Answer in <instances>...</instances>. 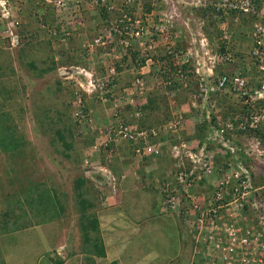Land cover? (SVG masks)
I'll list each match as a JSON object with an SVG mask.
<instances>
[{"label":"built area","instance_id":"1","mask_svg":"<svg viewBox=\"0 0 264 264\" xmlns=\"http://www.w3.org/2000/svg\"><path fill=\"white\" fill-rule=\"evenodd\" d=\"M29 1L0 3V48L21 47L18 14ZM40 2L55 9L59 32L53 36L62 38L85 28L88 15L100 13L93 21L94 35L82 43L81 65L62 69L80 108H85L81 100L86 97L113 104L92 153L126 142L136 160L158 162L166 135L179 136L170 146L175 172L161 190L165 206L189 230L193 248L187 264H264V0ZM242 18L250 21L249 58L231 49V23L240 24ZM208 19L222 37L209 34ZM155 67L163 68L162 76L154 78L163 80L170 115L161 126L150 127L145 108L153 85L147 76ZM252 77L260 88H252ZM185 96L193 109L188 120L181 110ZM228 96L239 99L242 107L221 115L216 98ZM129 107L132 113L127 114ZM73 115L86 122L84 110ZM194 122L207 126L198 143L181 136ZM83 168L108 191L115 192L126 179L91 159Z\"/></svg>","mask_w":264,"mask_h":264},{"label":"rangeland","instance_id":"2","mask_svg":"<svg viewBox=\"0 0 264 264\" xmlns=\"http://www.w3.org/2000/svg\"><path fill=\"white\" fill-rule=\"evenodd\" d=\"M44 4L46 5V3ZM196 20L201 21L202 18H196ZM212 24V31L209 32V34L211 36L213 35L216 39L222 37L223 34L218 30L215 22ZM249 27L250 25L245 23H231L230 26L233 31L231 40L233 48L231 47V49L237 56H242V58H249L248 51L251 43L248 34L250 32ZM32 34L33 33H31V39L26 38L28 40L21 41L22 52L20 55L24 52L22 56L26 57L28 52L35 53L37 49H41L38 53L39 59L37 57V62H33L32 65L25 64V67L22 68V73L28 74L31 78L35 76V79L42 77L45 79L41 80V85H37V82L32 79L34 81L31 82L30 88L29 86H25V88L21 90L23 93L22 98L21 95H19L20 91H17L18 86H16L15 83L8 85L9 87L7 88L6 94H3V91L0 90V264H7L6 262H8V264H12L13 262H15V264H23V262L33 264L34 261H36L34 263L36 264L37 260H35V257L42 252L46 245L48 246L49 251H45L44 253L45 258L43 264L55 262L57 259L51 252V250H53V245L51 244L56 241L58 238L57 232L61 230L56 229V226L69 231V234L74 232V230H78L80 235L79 239L83 240V238L85 239L87 236L91 235L93 238H87V240L89 239V241L92 242L97 240L95 238L96 235L92 232H87V228L88 230L92 228L93 217H95L97 211L101 209V205L106 202L105 199L103 201L102 195L108 191V189L105 190L100 187L98 183L93 182L92 184L88 180H86L84 184H81V186L77 185V183L79 184L81 176V174L79 175L78 170L82 167V160L86 157L90 158V155H93L92 148L94 144H92L90 138L87 139V136L90 134L95 137L98 136V129L102 126L100 125V117L98 114L96 115L93 113L94 110H91L92 114H85L87 115L86 124H78L72 114L69 119L65 120L70 121L69 126H72V123H74L73 134L77 149L71 150L72 158L70 160L63 154L65 148L63 147L64 145L62 142L50 143V137H43L39 134V131H37L40 127V118L43 117L40 113L42 111H47L50 108L49 105H53L54 101H56L53 96H56L57 87L55 86L56 91L52 94L54 89L53 81L55 80L51 75H48V71L52 62L51 55L52 57L54 55V47H51L52 45H50V38L49 36L45 37L42 36V34H38V36L35 35V38L33 39ZM42 37L45 39V42H43L44 39ZM21 47L16 49L17 53H19ZM217 52H224V50H218ZM217 52L215 51V53ZM90 57H88V59H90ZM91 58L95 60L94 57ZM70 59L71 58H69V61ZM19 67L21 68V66H17L20 72ZM91 67L92 66H90L89 69H91ZM232 68H234V66ZM217 70L218 68L215 69V72ZM3 72L4 73L1 74L4 76L3 78H6L8 73L5 71ZM42 73L46 74V77L43 76ZM126 80L127 79H125L124 82ZM1 81L2 79L0 80V89L4 88L1 85ZM160 81L162 82L163 80L161 79ZM67 82L68 81H66V84L64 85V92H62L63 94L60 96L61 99L65 100V103L66 101L71 100L70 94L72 91L70 83L68 84ZM250 85L252 88L261 87L260 83H255L254 77H252V84ZM26 87H28L29 90L26 89ZM33 89H36L37 91ZM159 91L157 92V96H159ZM28 92H30V95ZM41 92L46 94H42ZM148 95H150L148 102L153 105L148 108V112L150 113V111H153L151 119L154 121L159 119V117H162L158 123L156 122V125L161 126L165 121L163 114H165L164 111L168 107V104L164 103L165 99L163 98L159 100L157 97L154 98L155 96L152 95L151 92ZM24 99H27V101H24ZM95 100L97 102H93L94 108L95 106H100L103 111L110 116L113 104L108 103L102 105L98 99ZM216 100L220 103L219 113L221 115L229 113L234 107H242L239 99L234 98L233 96L221 99L217 97ZM157 105L159 109H151ZM148 121L150 120L148 119ZM107 122L108 119L105 118L104 123L107 124ZM75 124H77V126H75ZM202 126V124H195L196 128H189L188 131H184L181 135L182 138L197 143L204 140L206 130L202 131ZM8 127H12L16 131L17 138L8 134L10 133ZM174 135L175 134H173V137L168 136V134L166 135L165 141L168 143L164 147V157L161 158L158 163L153 162V171L147 172L151 173L148 174V176H152V174L155 176L152 180L148 179V183L149 185L153 183V188H155V191L159 192L160 195H162L161 186L165 182L164 176L167 177L166 180H170L175 172V163L173 159L174 152L170 150L171 145L177 144ZM201 135L204 136L202 139L199 138ZM20 136L25 143L13 153V151L8 148V144L11 140L16 143V140H20ZM195 136L198 137L196 138ZM21 143H19V141L17 142V144ZM89 143L90 145L92 144V147L90 149L85 148ZM111 147L112 146H109L107 148V152L102 149L101 156L98 159H94L93 164L97 165L99 168L102 167L109 169V167H111L112 172L116 171L113 167L114 165L121 166L122 169L124 167L126 172L130 171L132 174H134L135 169L151 170L149 167H146L147 163H143V165H145L144 168L141 166V162L134 157L133 160H130V164L135 163V161H137L138 164L133 165L132 167L131 165L126 166L128 162L123 161V158V165H119L118 157L113 155L116 150L111 149ZM163 167H165V171L167 170L166 174L163 172ZM123 175H125V173ZM125 181L126 179L121 183L123 186L122 188L128 189V184L126 183H128L129 180ZM109 191L110 193L112 192L111 189ZM135 198L140 200L143 199L146 200L147 203H151L149 202V197L145 194L138 193ZM140 212L141 214H146L148 208H143ZM49 214L52 215L51 217H55L51 220L55 219L54 221L56 222L53 228L51 227L50 229V237L43 236L42 233L38 235L31 232L13 237L6 236V238H4L6 234H13L17 232V230L25 228L27 222L40 223L42 225L51 221L49 220ZM171 216H167V218L172 219ZM59 217H61L60 221ZM89 222L90 225H88ZM24 236L29 237V239L26 240H31L26 241L23 238ZM42 240L47 242H43ZM4 244L5 247L2 249ZM9 249L17 253V255H11V253L6 254L5 251H8ZM68 252L69 251H67L66 248L62 254L66 255ZM73 253L76 254L78 251ZM17 257L19 258V262H17Z\"/></svg>","mask_w":264,"mask_h":264},{"label":"crops","instance_id":"3","mask_svg":"<svg viewBox=\"0 0 264 264\" xmlns=\"http://www.w3.org/2000/svg\"><path fill=\"white\" fill-rule=\"evenodd\" d=\"M18 15L23 21V25L20 31L22 40H28L26 38L31 39V33H33V39L35 38V35L38 36V34H42L43 36V34L46 33L45 30L48 28L45 25L47 24V21L44 18L46 16V12L42 8H36L34 1L30 0L27 4H24ZM97 18H99L97 15H88L86 27L80 30H73L72 34L68 37L59 38L57 36V39L54 37H50V45H52L51 47H54V55L53 57L51 55L52 62L48 71L49 74H47L51 75V77H53V79L55 80L53 81L55 90L53 89L52 94H54L56 91L55 86L57 87L56 96H53V98L55 100L58 99L57 101H60V96H62V92H64V85L66 84V81H68L67 83H70L72 91L70 94L71 100L66 101V104L68 108H70L71 113H74L79 109L80 99H78L76 95L72 82L63 76L62 69L81 65V55L79 56V54L82 50V43L83 41L91 38L94 35V32L92 30L94 24L93 21L97 20ZM43 42H45V39L43 40ZM40 50L41 49H37V51H35L36 54L28 52L27 56L24 57L22 56L24 52L20 55V53L22 52V47L19 53H17L16 50L13 51L0 48V80L2 79L1 85L4 87L0 90L3 91V94H6L7 88L9 87L8 85H12V83H15V85L18 86L17 91H20L19 95H21V98L23 96L21 90H23L25 86H29L30 88L32 81L35 80L37 82V85H41L40 82L41 80L45 79L44 77L35 79V76L31 78L28 74L22 73V68L25 67V64L32 65L33 62H37V57ZM69 58H71L70 61ZM18 65L21 66V68L19 67L20 72L17 68ZM224 69L225 71H227L228 68L224 67ZM3 71L8 73L6 75V78H3L4 76L1 74L4 73ZM43 73L42 75L46 77V74ZM125 75H123V77ZM119 83L123 85V83L125 82L122 80ZM26 89H28V87H26ZM28 93L30 95V92ZM41 93L46 94L43 92ZM150 95H148V98ZM152 95H155L154 98L157 97V93H153ZM159 97L164 98L163 90L159 91ZM87 100L89 99H86V103ZM24 101H27V99H24ZM184 102L186 103L185 105L190 106L186 100H184ZM90 108H93V113L99 115V120H101L100 125H102L100 127H103V124H106L104 123L105 118L109 119L108 114L103 111L100 106H95L94 108L93 105L90 106ZM184 108L185 107H183L182 105L181 110L183 111ZM236 109H238V107H234L230 111ZM187 114L190 116L193 114V111L188 112ZM195 124L197 123L194 122L193 126H191L190 128L195 129ZM113 145L116 147V144ZM132 153L130 151L126 155L119 156L118 164L120 163L119 165H123V161L128 162L126 166L131 165L132 167L133 165L138 164L137 161L130 164V160L134 159ZM129 155L130 157H128ZM159 161L160 160H158V162ZM153 162V160L145 161V163H147L146 167H149L151 170L135 169L134 174H132V172L130 171L126 172L124 170V167L122 169L121 166L119 167L114 165L113 167L116 169V172L118 174H127L126 181L129 180V182L126 184H128V189L122 188L123 186L120 185L115 190V192L112 191L110 193V191H106L102 195L103 201L105 199L106 202H102L103 204L101 205V209L97 211L95 217H93V222L91 221L92 228L89 230L87 228V232L89 231L96 235L95 238L97 240H95L94 242H87V238H93V236L89 235L87 236V238H83L82 240L79 239L80 235L78 230H74V232L69 234V231L64 230L61 227L58 228L56 226V229L61 230L58 232L56 231L58 234V238L53 244H51L53 245V250H51V252L53 256L59 258V262L56 261L47 264L190 263L193 248L191 236L186 233L183 224L178 219L172 216V219L167 218L168 212L166 210H168V208L164 204L163 195H160L159 192L155 191V188H153V183L151 185H149L148 183V179L152 180V178L155 177L153 176V174V177L151 175L148 176V174L151 173H147L153 171ZM141 166L145 168V165H143V163H141ZM78 172L79 175L81 174V178L82 170L79 169ZM163 172L164 174L167 173V170L165 171V167H163ZM164 178L165 180L167 179V177L165 176ZM138 193L147 195L149 197V202L151 203H147V201L143 199H141L143 200L141 201L140 199L135 198ZM143 208H148V212L146 214H141L140 211ZM54 220L48 221L42 225L40 223L38 224L34 222H27L25 228H22L13 234H6L4 238H6V236L13 237L31 232H34L38 235L42 233L43 236L50 237V229L51 227L53 228V226L56 224ZM60 220L61 217H59V221ZM88 225H90V222ZM23 238L25 240L29 239L28 236H24ZM42 241L47 242L45 240ZM4 247L5 244L2 246V249ZM66 248L69 252L66 255H63L62 252L64 253ZM45 251H49L47 245L45 246V248H43L42 252H40L37 257H35V260H37L36 264H43ZM76 251H78V253L74 254L73 252ZM5 253L17 255V253L12 251L11 249L5 251ZM17 262H19L18 257ZM35 262L36 261H34V263ZM6 263L8 264V262ZM12 264H15V262H13ZM23 264L27 263L23 262Z\"/></svg>","mask_w":264,"mask_h":264},{"label":"trees","instance_id":"4","mask_svg":"<svg viewBox=\"0 0 264 264\" xmlns=\"http://www.w3.org/2000/svg\"><path fill=\"white\" fill-rule=\"evenodd\" d=\"M32 1H34L36 8L37 7L40 8V9L42 8L46 12V16L44 18L47 21V24H45V25L48 28L45 30L46 33H44L43 36H45V37L49 36V38H50L53 35V32L57 31L58 28H59V25L57 23L56 11H55V9L52 6L43 5L41 2L39 4H37V2L39 0H32ZM99 15H100V13H99ZM99 15H97V16L99 17ZM55 23H56V26H55ZM207 23H208L207 24V26H208L207 30L211 31L210 26L213 25L212 24L213 22H210V20L208 19ZM243 23L250 25V21L248 19H246V18H242L241 19L240 24H243ZM54 38L57 39V36H55ZM165 58H167V57H165ZM162 59H163V57H162ZM162 70H163V68H161V70H159L157 67H155V68H153L152 73L149 76H147V79H148V82L150 83V86L153 85L152 94L153 93H157L159 90H163L164 91V89H165L163 81L162 82L160 81L161 80L160 76H162L160 74H162V72H161ZM156 75H160L158 77V79L154 78V76H156ZM166 89H168V88H166ZM157 97L159 99H161V97H159V96H157ZM186 98H187V96H185L184 100H186ZM95 99H97V98L96 97L90 98L89 100H87V103H86V100H85V103H86L85 108L83 106H81V108L79 107L80 110H84V115L85 114H92V112L89 110V108H90L91 105H93L94 101L97 102ZM64 101L65 100H63V99H60V101L56 100V101H54L53 105H49L50 108L47 111H45V112L42 111L40 113V115H42L43 117L40 118V120H41V122L39 121V124H40L39 126L40 127H39V130H37V131H39V134L41 136H43V137H50V139H51L50 143L51 142H62L63 145H64L63 147L65 148L64 151H63V154H64V156L66 158H68L70 160L72 158L71 150L72 149H77L76 148V143H75V137H74V134H73V130H74L73 129V127H74L73 124L74 123H72V126H69L70 121H65V120L69 119L71 114L73 115L74 113H71L70 108H68L67 104ZM219 105H220V103H219ZM151 106H153V105L151 103H148V105L146 106L145 109H148ZM87 107H89V108H87ZM184 107L185 108L183 110L184 111L183 113L185 114V117L188 120L189 117L193 116V114L189 116L187 113L188 112H192L193 109L191 108V106H187V105H184ZM151 109L155 110V109H159V108H158V105H157L156 107L151 108ZM166 109L168 110V107ZM152 112L153 111H150V113L146 112V114H145V118H147L146 120H148V119L150 120V121H148L150 127L155 126L156 122L158 123L162 119V117L161 118L159 117V119H157L155 121L153 119H151V116L153 114ZM164 112H165V114H163V118L165 117V120H167L170 114L168 112L166 113V111H164ZM129 113H132L131 107L128 108L127 114H129ZM77 122H78V124H82V123H80L79 120H77ZM75 126H77V124H75ZM8 128H9V131H10V133H8V134L12 135L14 138H17L16 131L12 127H8ZM101 130H102V127H101ZM205 130H207L206 124H204L202 126V131H205ZM98 131L100 132V129H98ZM98 136L95 137V136L90 134V135L87 136V139L90 138V141L92 142V144H95L97 142V140H98ZM168 136H172L173 137L172 134H168ZM195 137L197 138L198 136H195ZM202 137H204V136L203 135L199 136L200 139H202ZM19 138H20V140L18 139L16 141L17 142L19 141V143H21L23 141V138L21 136ZM68 138H70V139H68ZM174 139L176 141L177 139H179V136L174 135ZM12 141L13 140H11L9 142L8 148H10L13 151V153H14L15 150L17 151V149L20 148L22 144L25 143V141H23L21 144H17V142L15 143V141L14 142H12ZM92 144L90 145V143H89V145L86 146L85 148L90 149L92 147ZM111 146H112L111 149H115L116 150V152L113 153L114 156L117 155L116 157H119L121 155H126L130 151L132 153L130 145L127 144L126 142L123 143L121 146L115 147L113 144ZM101 154H102V152L100 154H97V158H99ZM132 156L134 157L133 153H132ZM90 157H91V155H90ZM128 157H130V155ZM92 158L96 159L95 156L91 157V158H87L86 157L84 160H82V162H85L86 159H92ZM145 160H148V159L145 158ZM85 181L86 180L83 177H81L79 179V184L77 183V185L81 186V184H84ZM51 216L52 215L49 214V220H51L52 218H55V217H51ZM86 241L90 242L89 239L86 240ZM56 259L57 260H55V262L56 261L59 262V258L56 257Z\"/></svg>","mask_w":264,"mask_h":264},{"label":"clouds","instance_id":"5","mask_svg":"<svg viewBox=\"0 0 264 264\" xmlns=\"http://www.w3.org/2000/svg\"><path fill=\"white\" fill-rule=\"evenodd\" d=\"M0 3H3V0H0ZM58 32H59V29L57 30ZM59 38L61 37L60 36V34H58L57 35ZM82 53V50H81V52H80V55H82L81 54ZM223 98H227V97H223ZM87 99V97L85 98V99H83L84 101ZM83 100H81V102H83L84 103V105L86 104ZM89 108V107H88ZM89 110L91 111L92 109L91 108H89ZM219 110H220V107H219ZM92 112V111H91ZM82 124H86V122H84V123H82ZM93 132V131H92ZM96 157L97 158V154H93V155H91V157ZM101 156V155H100ZM90 157V158H91ZM98 159V158H97ZM91 160H94L93 158L91 159ZM83 165H84V162L82 163V167H81V170H82V177L85 179V180H88V181H90L92 184H93V182H96L97 183V179H99L100 180V178L98 177V176H96L95 174V176L94 175H92V176H86L85 175V173L83 172ZM109 168H111V167H109ZM115 173L116 174H118L116 171H115ZM162 195H163V193H162ZM163 198H164V195H163ZM167 212H168V216L170 215H172V216H174L171 212H170V210H167ZM176 219H178L180 222H181V220H180V218H178V217H176V216H174ZM182 223V222H181ZM183 227L185 228L184 230H186V233L187 234H189V230L187 229V227L186 226H184L183 225ZM190 235V234H189Z\"/></svg>","mask_w":264,"mask_h":264}]
</instances>
